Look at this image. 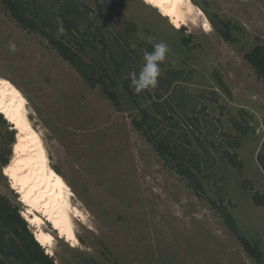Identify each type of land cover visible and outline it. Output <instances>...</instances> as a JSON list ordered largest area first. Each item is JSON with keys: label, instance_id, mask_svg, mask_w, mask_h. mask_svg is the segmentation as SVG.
<instances>
[{"label": "rangeland", "instance_id": "rangeland-1", "mask_svg": "<svg viewBox=\"0 0 264 264\" xmlns=\"http://www.w3.org/2000/svg\"><path fill=\"white\" fill-rule=\"evenodd\" d=\"M192 1L212 31H204L200 20L177 29L142 0H38L39 12L53 24L62 25L56 17L71 4L83 16L81 33L66 39L98 81L95 87L47 36L23 29L0 2V81L26 98L51 169L68 183L79 211L70 213L77 245L50 223L43 226L55 238L44 251L56 264H264V206L254 202V196L264 200L258 163L264 80L245 59L264 47V0ZM51 34L60 39L66 31ZM161 41L170 52L158 86L137 94L128 73L138 72L145 51ZM105 89L116 94L119 108ZM143 112L162 121L160 138L168 129L162 114L174 119L177 138L187 134L188 155L202 163L197 178L203 196L176 172V161L135 129ZM12 132L18 131L10 122H0V158L13 152ZM226 152L237 154L242 167H234ZM5 170L0 160V196L30 217L32 209ZM214 204L233 218L237 235ZM28 225L35 236L39 228ZM238 238L256 248L258 261Z\"/></svg>", "mask_w": 264, "mask_h": 264}, {"label": "trees", "instance_id": "trees-1", "mask_svg": "<svg viewBox=\"0 0 264 264\" xmlns=\"http://www.w3.org/2000/svg\"><path fill=\"white\" fill-rule=\"evenodd\" d=\"M0 2L23 29L29 31L39 30L42 34L47 36L50 44L59 52L62 58L70 62L91 86H96L98 81L87 73V67L84 64L83 58L79 55L77 49L72 46L71 40L67 41L66 39V35L74 37V32L81 33L80 25L86 22L79 10H76L75 6L72 4L66 6L56 17L62 21V25L59 26L58 22H56L57 24H53L51 19L44 18L41 15L39 12L38 0H0ZM31 2L33 3L31 4ZM31 5H34L33 10H30ZM211 22L214 24L213 20H211ZM60 28L66 31V34L62 35L60 39L53 38L51 34L52 31H56ZM181 29L184 28L182 27ZM221 34L226 41H232L230 32L224 31L221 32ZM245 59L254 68L258 76L264 80V47H255L245 55ZM126 89L131 96H134V92L131 91L128 83L126 84ZM105 91L108 97L114 102L115 106L119 108L120 103L116 94L109 92L107 89H105ZM162 116V120L166 121L168 125V127L166 126L168 128L167 132L163 138H160L162 130L159 129L162 121L147 112H143V117L140 121L134 122V127L155 145L160 154H167L171 157L172 161H176V172L189 181L192 189L197 195L203 196V187L197 178V176L202 173V163L200 160L193 159L194 155L193 157L192 155H188L187 147L190 142L187 134L184 135L185 138L183 140L177 138L176 131L178 126L172 124L174 119L166 114H162ZM0 122L3 124L7 123V120L2 114H0ZM12 133L14 135L12 140L13 152L10 149L8 154L0 158L6 170L9 168L8 164L11 156L14 157V150L18 144L19 138L18 132ZM225 156L234 167H242V163L239 162L237 154L226 152ZM258 163L264 172V153L258 155ZM254 202L257 206H264L263 198L260 200L257 196H254ZM215 209L223 215L232 233L236 234L237 230L233 218L226 213V210L222 206L215 205ZM238 239L242 242L246 252L254 260L258 261L260 255L256 248L253 247L248 240L243 238ZM0 264H56L55 261L45 253L44 248L37 241L34 234L29 231L28 222L21 217L19 208L3 196H0Z\"/></svg>", "mask_w": 264, "mask_h": 264}, {"label": "bare ground", "instance_id": "bare-ground-1", "mask_svg": "<svg viewBox=\"0 0 264 264\" xmlns=\"http://www.w3.org/2000/svg\"><path fill=\"white\" fill-rule=\"evenodd\" d=\"M142 2L156 9L177 29L188 24H197L200 20L204 31H212L206 15L192 0ZM26 104V98L10 82L0 81V114L19 133L14 157L5 171V176L11 181L12 188L21 195L22 203L32 209L30 217L26 214L23 217L30 225L39 228L35 236L43 248H52L55 241L51 233L43 230L45 222L52 225L59 237L77 245L79 241L70 216L72 212L79 214L78 209L71 203L73 191L60 175L52 171L48 150L41 135L33 129L28 119Z\"/></svg>", "mask_w": 264, "mask_h": 264}, {"label": "clouds", "instance_id": "clouds-1", "mask_svg": "<svg viewBox=\"0 0 264 264\" xmlns=\"http://www.w3.org/2000/svg\"><path fill=\"white\" fill-rule=\"evenodd\" d=\"M9 51H16L14 42L9 43ZM169 52L168 45L163 41L155 43L151 52L145 51L144 62L139 71L133 70L128 73V79L135 93L139 94L158 86V78L161 75L160 65L166 61Z\"/></svg>", "mask_w": 264, "mask_h": 264}]
</instances>
